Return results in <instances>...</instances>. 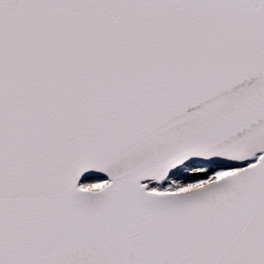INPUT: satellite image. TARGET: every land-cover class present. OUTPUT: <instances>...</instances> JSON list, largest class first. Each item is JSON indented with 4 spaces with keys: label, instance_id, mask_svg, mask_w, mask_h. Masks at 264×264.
I'll return each instance as SVG.
<instances>
[{
    "label": "snow or ice",
    "instance_id": "snow-or-ice-1",
    "mask_svg": "<svg viewBox=\"0 0 264 264\" xmlns=\"http://www.w3.org/2000/svg\"><path fill=\"white\" fill-rule=\"evenodd\" d=\"M0 264H264V0H0Z\"/></svg>",
    "mask_w": 264,
    "mask_h": 264
}]
</instances>
